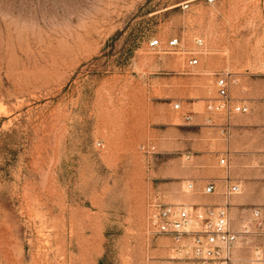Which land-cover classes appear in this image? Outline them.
<instances>
[{
    "label": "rangeland",
    "instance_id": "rangeland-1",
    "mask_svg": "<svg viewBox=\"0 0 264 264\" xmlns=\"http://www.w3.org/2000/svg\"><path fill=\"white\" fill-rule=\"evenodd\" d=\"M218 72L250 107L229 140L206 111ZM228 177L251 184L238 228L264 208V0H0V264H187L149 200L222 205ZM258 253L241 238L233 264Z\"/></svg>",
    "mask_w": 264,
    "mask_h": 264
},
{
    "label": "built area",
    "instance_id": "built-area-1",
    "mask_svg": "<svg viewBox=\"0 0 264 264\" xmlns=\"http://www.w3.org/2000/svg\"><path fill=\"white\" fill-rule=\"evenodd\" d=\"M214 1L208 0L209 3ZM195 43L199 47L204 46L202 39H196ZM162 45L159 40H151L149 43L153 50L160 49ZM180 46L177 38L167 43L168 49H178ZM198 64L199 60L196 58L188 62L190 67ZM215 77V97L209 99L206 106L208 123L213 124V116H221L224 119L222 132L225 139L229 140L234 117L249 114L250 107L246 101L233 97L232 89L240 83L239 78L228 72H218ZM174 108L181 110V105L175 104ZM186 119L191 120V117L187 116ZM219 164L229 170V156L222 157ZM193 188V185H189L190 190ZM216 193L215 183H210L202 191L203 195ZM242 193V184L228 177L222 205L192 208L174 206L166 204L160 195H155L148 203L149 229L154 235L170 239L174 243V251L178 255H185L187 264H233V255L241 238L264 240V208H252L240 227L237 228L234 224L230 201ZM251 264H264L263 256L258 253Z\"/></svg>",
    "mask_w": 264,
    "mask_h": 264
},
{
    "label": "crops",
    "instance_id": "crops-1",
    "mask_svg": "<svg viewBox=\"0 0 264 264\" xmlns=\"http://www.w3.org/2000/svg\"><path fill=\"white\" fill-rule=\"evenodd\" d=\"M233 129H234V125H233V122H232V131H234ZM230 158H232V153L230 154ZM250 162H251L250 158H245V157H242V158L239 160V163L242 164V165H244V166L248 165ZM230 163H231V160H230ZM235 182H239V183H241L242 186H243V184H244L245 192L250 191V189H251V184H250V183H248V182H246V181H244L243 183L240 182V181H235ZM244 201H245V200H244ZM240 202H241V201H240Z\"/></svg>",
    "mask_w": 264,
    "mask_h": 264
},
{
    "label": "bare ground",
    "instance_id": "bare-ground-1",
    "mask_svg": "<svg viewBox=\"0 0 264 264\" xmlns=\"http://www.w3.org/2000/svg\"><path fill=\"white\" fill-rule=\"evenodd\" d=\"M203 54H204L205 56H210V55H211V54L209 53L208 50H205V51L203 52Z\"/></svg>",
    "mask_w": 264,
    "mask_h": 264
}]
</instances>
